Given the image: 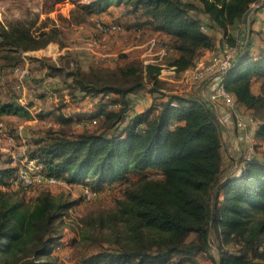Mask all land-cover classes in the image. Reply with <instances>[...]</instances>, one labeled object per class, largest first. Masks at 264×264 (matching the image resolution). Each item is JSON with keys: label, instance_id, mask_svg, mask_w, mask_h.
Instances as JSON below:
<instances>
[{"label": "trees", "instance_id": "obj_1", "mask_svg": "<svg viewBox=\"0 0 264 264\" xmlns=\"http://www.w3.org/2000/svg\"><path fill=\"white\" fill-rule=\"evenodd\" d=\"M260 1L89 0L78 6L84 15L110 14L120 8L127 28L145 27L166 36L173 51L169 65L178 74L193 68L206 50H214L209 29L223 33V41L234 46V32L242 24L245 34L248 29V39L243 49L244 42L239 46L240 53L223 83L253 129L255 149L264 142V30L253 26L264 4L246 18L252 5ZM253 35L263 43L255 50H251ZM40 36L43 39L38 41L28 26L15 21L0 28V47L27 51L54 39L47 31ZM13 59V64L18 61ZM47 66L48 76L61 74L60 67ZM94 67L65 73L68 79L59 89H65L69 101L62 102L56 114L47 113L60 126L26 145L31 146L26 155L40 165L45 176L82 186L83 200H87L85 189L96 195L105 188L127 185L114 209L83 219V240L90 238L86 228L94 235L108 230L110 235L103 240L115 247L83 253L77 261L195 264V257L205 253L208 264H264V155L255 153L247 160L245 149L235 159L225 160L224 131L217 111L221 116L227 111L220 98L211 101L201 95L206 81L180 94L159 88L161 67L154 63L143 69L132 61L114 68ZM141 71L145 82L140 79ZM205 86L208 97L212 83ZM140 89H146L152 101L146 110L137 112L129 95ZM18 97L0 95V116L29 114L32 102L24 106ZM38 97L45 94L38 93ZM86 97L89 109L71 115L60 112L69 102L80 106ZM75 119L81 123L80 130L72 127ZM65 125L70 126L69 132ZM241 128L234 120L232 131L239 135ZM234 162L236 168L227 174ZM12 163L13 159L0 155V264H54L49 259L62 244L61 220L77 201L47 190L30 199L16 197L8 190L9 184L25 188ZM191 234L195 238L188 240Z\"/></svg>", "mask_w": 264, "mask_h": 264}, {"label": "rangeland", "instance_id": "obj_2", "mask_svg": "<svg viewBox=\"0 0 264 264\" xmlns=\"http://www.w3.org/2000/svg\"><path fill=\"white\" fill-rule=\"evenodd\" d=\"M88 1L89 0H0V28L7 27L15 21H20L30 28L35 37H39L38 41L43 39L40 36V32L43 31L49 32V37L55 39L48 41L44 46H37L35 49L27 51L5 45L0 47V95L2 97L19 95V92L14 88L16 74H14L13 68L15 66L23 67L25 65L29 69V77L26 83L31 84L38 79H47L49 88L56 89L63 93L61 97L57 95L56 99H49L47 97L42 98L38 97V93H44L46 89H37L32 93L25 94L26 102H24V104H28L29 102L33 104L29 107L30 113L28 115L12 113L0 116L1 158H11L14 160L15 158L21 157L22 153L26 154L27 152V143L31 144L33 139L42 137L48 129H56L60 126L53 115H48L46 113L54 111L56 114L57 112L55 109L60 106L62 102H67L66 100L68 98L64 96L66 91L59 88L63 87V82L65 83V80L68 79L65 73L75 72L80 69V67L83 69H87L89 66H96L94 68H114L132 61L135 62V65L139 69H143L142 66L151 61L161 66L158 74L159 88L184 94L190 93L199 85V82L192 86L181 85L179 83L180 74L176 72L173 73L172 70L169 69V62L173 55V51L166 44V36L151 32L145 27L141 29H133V27L127 28L121 16V9H115L110 14L103 13L101 14L102 18L95 20L93 14L84 15L83 10L78 6L80 3H87ZM255 6L256 4L252 5L251 10ZM251 10L247 15L246 21L251 17ZM83 15L85 20L80 22ZM117 20H120L118 22L123 25L122 31L109 33L101 29L102 27L100 25L102 23L105 24ZM253 27L261 30V26L257 24ZM237 28L234 35L235 40H237L236 43L240 46L241 43L245 42L248 29H246L245 34V29H243L242 24ZM218 34L219 36L213 33L217 46L213 51L211 50L209 58L203 60L204 65L209 63L217 50H222L224 44H226V39L223 41V36H221L220 31ZM259 38L260 37L256 35L251 37L254 43L253 46L259 44ZM152 41L154 44L150 47L149 43ZM162 50L164 53L161 54L160 52ZM13 58L18 59V61L14 63L16 64L15 66L13 64ZM47 65L60 67L63 72L61 71V74L48 76L47 74H49L50 70ZM140 79L142 82H145V76L142 74V71L140 73ZM147 93L146 89H140L130 94L129 96L132 97L130 98L131 106L138 105L137 108L149 106V102H147L148 98H146V96H148ZM200 93H202V96L209 99L210 96H206L207 93L205 89H201ZM221 103L223 104V109L232 117L231 125L233 128L234 116L222 100ZM81 110V107L73 103L69 107L61 108L60 112L71 115ZM238 113L245 121V126L241 128L242 130H239L240 134L238 135L236 131H233L230 137H228L225 132L223 134V155L227 162L228 157L236 158L238 155L237 153L244 154L245 149L247 151L249 146H253L254 142L251 133L253 129L248 126L243 112L238 111ZM217 117L219 122L221 121L220 124H223V118L219 110L217 111ZM72 127L74 130H80L81 123L77 122L75 119V122L72 123ZM63 128L66 132L70 131L68 129L70 128L69 125H65ZM8 136H11L12 140H9ZM30 147L31 146H29L28 149ZM255 153L259 156L264 155V142L261 141L260 145L253 149L252 154L254 155ZM12 165L16 166V163L13 162ZM233 165H230L231 167L228 169L227 174L233 171ZM125 186L127 185L124 183L113 189L105 188L99 193H96L90 200L81 199V194L84 189L82 186H71L65 182L60 184L41 182L25 188L24 191L10 183L8 190L15 192L14 194L16 197H24L26 199H30L40 192L47 190L62 199L77 201V203L63 215L61 220L62 224L59 228L62 234V244L53 249L51 259H49L50 263L71 264L73 261L79 260L83 253L87 254L90 251L95 252L103 248L112 249L115 247L112 243L103 240V237L107 239L106 235H110L108 230L95 232L94 235L92 229L86 228L90 238L83 240L81 236L82 225H84V218L94 217L97 213L114 209L117 200L122 198L121 193ZM92 237L95 242L91 241ZM194 238L195 235L191 234L188 240ZM211 248L212 252H215L216 247L214 244H212ZM195 259L196 264L204 260L208 263L210 261L205 253H199ZM174 261H176V258H174Z\"/></svg>", "mask_w": 264, "mask_h": 264}, {"label": "built area", "instance_id": "obj_3", "mask_svg": "<svg viewBox=\"0 0 264 264\" xmlns=\"http://www.w3.org/2000/svg\"><path fill=\"white\" fill-rule=\"evenodd\" d=\"M100 26L102 27L101 29L103 31H107L109 33H117L123 30V25L118 22H109L105 24L102 23ZM153 44L154 42L152 41L149 43V46L151 47L153 46ZM160 53L162 54L164 53V51L162 50ZM238 54H239V45L236 43L234 46H232L226 42L222 50L218 49L217 52L212 56L211 61L209 63L204 65L203 59L200 58L193 68H189L183 71L180 74L179 83L185 86H192L202 81H206V83L211 82L213 85V90L210 93V97H209L210 100L213 101L217 98H220L225 104V106L230 109L231 114L234 116V120L236 121L237 125L240 127H244L245 121L239 115L233 97L231 93L225 88L223 83L227 70L235 61ZM148 63H154V62L150 61L147 62V64ZM169 69H171L172 72L175 73V68L173 66H171ZM13 72L14 74H16L15 88L19 92L18 101L22 105L27 106V104H24V102H26L25 101L26 88L28 89L26 80L29 77V69L26 65L23 67L15 66L13 68ZM29 88L33 92L37 89H46L44 92L45 97L49 99H56L57 92L49 88V83L47 79H38L34 81ZM91 123H95V120H91ZM8 138L9 140H12L11 136H8ZM252 152H253V146H249L245 154V158L247 160L252 157ZM13 162L16 163L19 184L24 188L33 186L41 182L42 183L46 182L48 184L64 183V181L54 176H48V177L45 176L41 170L40 165H38L34 160L30 159L25 153H22L21 157L15 158ZM94 195H95L94 192H91L88 189L84 190L85 199L90 200ZM71 264H82V263L79 261H73Z\"/></svg>", "mask_w": 264, "mask_h": 264}, {"label": "crops", "instance_id": "obj_4", "mask_svg": "<svg viewBox=\"0 0 264 264\" xmlns=\"http://www.w3.org/2000/svg\"><path fill=\"white\" fill-rule=\"evenodd\" d=\"M118 9H120V8H118ZM114 11V10H113ZM254 11V10H253ZM253 11H251V13L253 12ZM264 11L263 10H261V11H259V13H261V16H259L258 15V17L259 18H257V20H259V22L257 23L259 26H261L260 28L262 29V30H264V15H262V14H264L263 13ZM101 14H103V13H98V14H93L95 17V20H97L98 18H102V16H101ZM106 14V13H105ZM125 21H127L126 19H124ZM151 32H156V33H158L157 31H152L151 29H149ZM218 30H216V31H213L212 29H209L208 30V33L209 34H213V33H216L217 34V36H219V34H218ZM223 33H221V36H223L222 35ZM257 36V35H256ZM218 38V37H217ZM247 39H248V32H247V35L245 36V42L242 44V49L244 48V46H245V44H246V42H247ZM259 44H256V45H254L253 46V44L254 43H251V50H255V49H257L258 47H261V46H263V43H262V39L261 38H259ZM215 42V45L217 46V42L216 41H214ZM264 47V46H263ZM211 54V50H206L205 51V53H204V55L201 57L203 60H207L208 58H209V55ZM171 66L169 65V68H170ZM30 85L31 84H29V83H27V87H28V89L26 88V92H25V94L27 95V94H29V93H32L33 91H31L30 90ZM203 90L204 89H207V86H205V84L204 85H202V87H201ZM212 86L210 87V90L212 91ZM63 90H65V89H63ZM162 91H166V90H164V89H161ZM147 91V90H146ZM148 92V91H147ZM202 94V93H201ZM147 95L148 96H146V98H148V100H147V102H149V106H150V104H151V101H152V95L148 92L147 93ZM64 96H66L67 98H68V96H67V94L66 93H64ZM130 97V96H129ZM130 98H132V97H130ZM67 102L69 101V99H67L66 100ZM72 103H68L67 105H71ZM33 105V104H32ZM68 106V107H69ZM91 106V103H89L88 102V99H87V97L85 98V100L81 103V105L79 106V107H81L82 109H84V110H86V109H89V107ZM138 106V105H137ZM137 106L135 105V106H132L133 107V109L135 110V111H137V112H142V111H144V110H146L149 106H146V107H144L143 108V106L142 107H140V108H137ZM31 107V106H30ZM28 110H29V108H28ZM29 113H30V111H29ZM47 114V113H46ZM67 115H69V114H67ZM222 118H223V124H221V126H222V128H223V131L226 133V135L228 136V137H230V135L232 134V125H231V116H230V114L228 115L227 113L225 114V115H222L221 116ZM221 122V121H220ZM230 142V141H229ZM228 144H231V143H228ZM232 157V156H231ZM233 158V157H232ZM235 159V158H234ZM236 166H237V162H234V165H233V167H232V169L234 170L235 168H236ZM196 264V263H195ZM198 264H208V262L207 261H201L200 263H198Z\"/></svg>", "mask_w": 264, "mask_h": 264}, {"label": "water", "instance_id": "obj_5", "mask_svg": "<svg viewBox=\"0 0 264 264\" xmlns=\"http://www.w3.org/2000/svg\"><path fill=\"white\" fill-rule=\"evenodd\" d=\"M264 4V0H261L260 2H258L257 4H256V6L251 10V11H253V10H255L256 8H258V7H260L261 5H263ZM228 71V70H227ZM226 77V76H225ZM217 186H219V183H218V185ZM216 186V187H217ZM210 233V232H209ZM218 264H219V262H218Z\"/></svg>", "mask_w": 264, "mask_h": 264}]
</instances>
